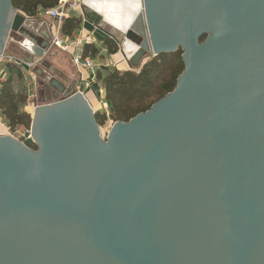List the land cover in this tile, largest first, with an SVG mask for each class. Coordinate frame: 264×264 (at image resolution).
Segmentation results:
<instances>
[{"label": "water", "instance_id": "95a60500", "mask_svg": "<svg viewBox=\"0 0 264 264\" xmlns=\"http://www.w3.org/2000/svg\"><path fill=\"white\" fill-rule=\"evenodd\" d=\"M11 1L0 57L20 36L42 64L49 37ZM141 2L129 67L180 49L174 90L101 136L45 76L63 97L34 108L36 150L0 136V264H264V0Z\"/></svg>", "mask_w": 264, "mask_h": 264}, {"label": "trees", "instance_id": "16d2710c", "mask_svg": "<svg viewBox=\"0 0 264 264\" xmlns=\"http://www.w3.org/2000/svg\"><path fill=\"white\" fill-rule=\"evenodd\" d=\"M13 8L23 16L34 17L38 8L52 9L57 6L58 0H12ZM81 21L77 18H64L61 21V31L65 36L79 27ZM106 39L104 44L109 55L119 51L117 39ZM203 40V39H202ZM98 51L91 45L85 44L82 58H95ZM182 52L178 49L174 53L160 54L145 61L140 68L127 71L113 69L105 77L97 75L96 81L104 90L105 101L110 104L111 110L106 113L95 112V120L100 128L109 121L128 122L136 115L144 113L150 107L172 92L177 78L184 70L181 60ZM8 77L0 83V116L7 124L12 135L16 129L29 133L31 115L24 111L27 105V96L23 87L21 68L6 62ZM41 89H52L47 82L40 81ZM44 95L43 92H41ZM40 94V95H41ZM29 148L36 150L30 140L21 139Z\"/></svg>", "mask_w": 264, "mask_h": 264}, {"label": "crops", "instance_id": "0c3cea01", "mask_svg": "<svg viewBox=\"0 0 264 264\" xmlns=\"http://www.w3.org/2000/svg\"><path fill=\"white\" fill-rule=\"evenodd\" d=\"M111 10L114 11L112 8ZM43 11L45 10L38 8L36 16H26L27 25L34 33L41 36L42 39L44 37H42L41 34L45 33L50 40L51 36L55 32L57 21L44 16L42 14ZM99 15L106 24L115 28L108 20L105 19L108 13H98L87 6L83 7L82 5L74 8L72 11H68L65 18H77L81 21V23L71 36H65L62 33L60 26V36L65 39L67 38L75 41L76 44L78 42L79 45L71 47L67 53L60 52L57 49L48 50L47 48L42 59V64L38 63V65L32 70L21 68V72L23 74V87L27 96V105L25 106L24 111L27 114L32 115L35 107L49 104L51 103L49 101H54L55 99L59 100L63 97L54 89H41L39 82L41 80L45 81V76L58 81L67 94H71L75 91L81 92L86 97L95 112L102 111L103 113L108 114V111L111 110L110 104L105 101L104 90L96 81V77L98 74H100L101 77H105L113 69L118 71H127L129 70V64L127 60L128 57L123 55L122 50H119L114 55H109L108 49L104 44V40L112 39L115 41L113 39L115 37L102 29L98 21ZM116 42L118 46V41ZM85 44H91L98 51L95 58L87 57V59H91L93 61V70L75 68L71 62V57L74 53H80L81 56L83 55V48ZM27 53L24 39L20 36H15L7 43L4 54L26 61ZM37 70L42 71L43 74L41 76H37L35 73ZM31 73L37 78V83L34 85L28 80V75ZM8 75L6 62L0 59V83L5 80ZM30 90L32 91V97H30L29 94ZM41 92H43L44 95H42ZM54 94H56V98L54 97ZM25 134H27L25 131L16 129L12 136L22 139ZM5 135L11 134L9 133L7 124L0 116V136Z\"/></svg>", "mask_w": 264, "mask_h": 264}, {"label": "built area", "instance_id": "2783aa9c", "mask_svg": "<svg viewBox=\"0 0 264 264\" xmlns=\"http://www.w3.org/2000/svg\"><path fill=\"white\" fill-rule=\"evenodd\" d=\"M80 3H81L80 0H58L57 6L55 8L47 9L43 11L42 14L44 16L57 21L55 32L53 33V35L51 36L49 40L48 50L57 49L60 52L67 53L71 47L75 45H79L78 42L76 44L75 41L69 40L67 38L65 39L62 36H60V26H61L62 19H64L67 16L68 11H72L74 8L81 5ZM0 59L2 61L4 60L5 62L9 64L17 65L18 67L26 69V70L34 69L38 65V63H40V60H34L33 62H27L17 57L7 56L4 53L1 55ZM71 62L75 68H80L84 70H93L94 68L93 61L87 58L83 59L80 53H74L71 57ZM28 80L33 85L37 83V78L32 73L28 75ZM29 94H30V97L33 96L31 90L29 91ZM27 140L31 141L29 136Z\"/></svg>", "mask_w": 264, "mask_h": 264}, {"label": "bare ground", "instance_id": "6f19581e", "mask_svg": "<svg viewBox=\"0 0 264 264\" xmlns=\"http://www.w3.org/2000/svg\"><path fill=\"white\" fill-rule=\"evenodd\" d=\"M84 3L93 11L108 13L105 19L121 33L127 31L136 13L142 9L141 0H84ZM124 47L128 54L135 50L130 42H125Z\"/></svg>", "mask_w": 264, "mask_h": 264}, {"label": "rangeland", "instance_id": "374dc122", "mask_svg": "<svg viewBox=\"0 0 264 264\" xmlns=\"http://www.w3.org/2000/svg\"><path fill=\"white\" fill-rule=\"evenodd\" d=\"M80 4L83 6V7H86V5H85V3H84V0H80ZM89 8V7H88ZM95 12H97V11H95ZM98 21H99V24H100V26L102 27V29L105 31V32H107V33H109V34H111L112 36H114L116 39H117V41H118V48H119V50H122V52H123V55H125L126 57H129L131 54H128V53H126L125 52V39H124V37L122 36V34H121V32H119L116 28H112V27H110L108 24H106L104 21H103V19H102V17L99 15V18H98ZM138 40H136L135 41V43H133V45L134 46H136L137 44H138ZM148 60H150V59H147V60H145V61H148ZM142 65V64H141ZM129 68V70L131 69V67H128ZM140 68V66L138 67V68H136L137 70ZM58 99H55L54 101L53 100H51V101H49V102H56ZM48 102V103H49ZM44 105H46V104H44ZM109 112V111H108ZM98 113H103L102 111L101 112H98ZM112 125H111V123L109 122V121H107L106 122V124H105V126H103L102 128H100V133H101V136H104L108 131H109V129H110V127H111ZM11 137H13V138H15V139H17L18 141H20V142H22L21 141V139H18L17 137H15V136H12V135H10ZM28 136H29V134H25L24 136H23V138L24 139H28Z\"/></svg>", "mask_w": 264, "mask_h": 264}, {"label": "flooded vegetation", "instance_id": "af4514ba", "mask_svg": "<svg viewBox=\"0 0 264 264\" xmlns=\"http://www.w3.org/2000/svg\"><path fill=\"white\" fill-rule=\"evenodd\" d=\"M24 143V142H23Z\"/></svg>", "mask_w": 264, "mask_h": 264}]
</instances>
